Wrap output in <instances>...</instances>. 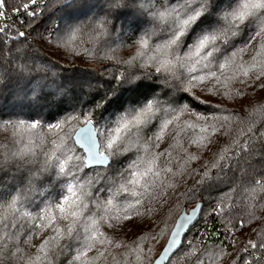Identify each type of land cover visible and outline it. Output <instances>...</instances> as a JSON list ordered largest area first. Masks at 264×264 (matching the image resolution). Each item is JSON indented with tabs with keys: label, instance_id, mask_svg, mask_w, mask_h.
I'll list each match as a JSON object with an SVG mask.
<instances>
[{
	"label": "snow or ice",
	"instance_id": "6c2138e0",
	"mask_svg": "<svg viewBox=\"0 0 264 264\" xmlns=\"http://www.w3.org/2000/svg\"><path fill=\"white\" fill-rule=\"evenodd\" d=\"M260 93L264 0H0V264H264Z\"/></svg>",
	"mask_w": 264,
	"mask_h": 264
},
{
	"label": "trees",
	"instance_id": "16d2710c",
	"mask_svg": "<svg viewBox=\"0 0 264 264\" xmlns=\"http://www.w3.org/2000/svg\"><path fill=\"white\" fill-rule=\"evenodd\" d=\"M260 95H264V93H260ZM0 103H7L6 98H0ZM192 182L190 181L189 184ZM183 190V189H181ZM195 206L194 203H186L183 198H177V194H170L167 198L166 202L161 201L159 206V213L157 216L154 217L155 223L152 221L148 222V227L150 229H154L155 231H159L161 228H166L167 231L165 232L163 238L159 240V242L153 241L156 244L157 252H160L163 249V246L166 244L168 236L174 226V223L183 209L189 211ZM261 226V222L257 221L254 224L247 226L244 229V232H250L252 228H259ZM241 235L242 234H238ZM39 243V240L38 242Z\"/></svg>",
	"mask_w": 264,
	"mask_h": 264
},
{
	"label": "water",
	"instance_id": "95a60500",
	"mask_svg": "<svg viewBox=\"0 0 264 264\" xmlns=\"http://www.w3.org/2000/svg\"><path fill=\"white\" fill-rule=\"evenodd\" d=\"M193 209V208H192ZM192 209H190L188 212L190 213L191 211H192ZM185 212V209H183V211L180 213V215L177 217V219H176V221H175V223H174V226L177 224V222H178V220H179V218L181 217V215L183 214ZM174 226H173V228H174ZM172 228V229H173ZM162 251V250H161Z\"/></svg>",
	"mask_w": 264,
	"mask_h": 264
},
{
	"label": "rangeland",
	"instance_id": "374dc122",
	"mask_svg": "<svg viewBox=\"0 0 264 264\" xmlns=\"http://www.w3.org/2000/svg\"><path fill=\"white\" fill-rule=\"evenodd\" d=\"M38 242V240L36 241V243Z\"/></svg>",
	"mask_w": 264,
	"mask_h": 264
}]
</instances>
